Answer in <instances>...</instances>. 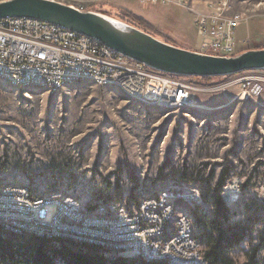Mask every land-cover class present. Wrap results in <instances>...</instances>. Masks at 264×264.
<instances>
[{
	"label": "rangeland",
	"instance_id": "obj_1",
	"mask_svg": "<svg viewBox=\"0 0 264 264\" xmlns=\"http://www.w3.org/2000/svg\"><path fill=\"white\" fill-rule=\"evenodd\" d=\"M230 1L233 11L243 15L239 25L264 13V0ZM137 5V0H102L88 8L108 9L114 16L118 9L137 14ZM166 9L181 14L176 7ZM197 41L198 51V35ZM262 44L238 40V51ZM246 75L261 81L258 96L241 99V86L230 85L221 91L196 93L195 106L170 108L140 104L110 85L87 82L40 91L0 79V183H22L35 194L58 189L84 205L104 201L100 197L106 194L128 204L133 189L138 199L156 189L180 186L199 192L204 210L209 211L206 189L214 188L224 166L232 164L234 169L221 189L225 197L224 187L239 180L235 201L229 205L223 197L234 213L232 221L245 220L249 209L259 221L230 256L242 264L248 252L261 245L257 255L264 264V70ZM226 77L233 79V75ZM192 80L212 83L221 79ZM125 159L136 180L127 170L118 179L119 165ZM167 159L179 172L166 169L161 177L159 169ZM183 172H187L186 180L179 178ZM176 207L177 212H187L186 205Z\"/></svg>",
	"mask_w": 264,
	"mask_h": 264
},
{
	"label": "built area",
	"instance_id": "obj_2",
	"mask_svg": "<svg viewBox=\"0 0 264 264\" xmlns=\"http://www.w3.org/2000/svg\"><path fill=\"white\" fill-rule=\"evenodd\" d=\"M59 1L86 10L102 0ZM142 1L193 11L201 37L198 51L222 56L239 53L237 29L243 15L233 11L230 0ZM247 72L234 74L232 80L216 76L212 78L221 80L195 82L196 77L155 70L96 38L56 24L29 17L0 19V79L23 89L57 91L91 82L114 86L143 105L188 107L195 106L196 93L221 91L230 85L241 86V99L258 96L262 83ZM176 199L203 203L199 192L180 186L142 194L138 205L115 200L84 205L58 189L35 194L22 183H0V226L20 235L92 242L113 253L146 260L207 264L203 246L195 239L193 218L186 211L177 212Z\"/></svg>",
	"mask_w": 264,
	"mask_h": 264
},
{
	"label": "trees",
	"instance_id": "obj_3",
	"mask_svg": "<svg viewBox=\"0 0 264 264\" xmlns=\"http://www.w3.org/2000/svg\"><path fill=\"white\" fill-rule=\"evenodd\" d=\"M105 13L111 14L108 9ZM114 16L148 32L159 39L173 43V39L156 28L143 17L126 10H116ZM264 46H258L260 48ZM168 169L174 171L169 159L160 167L159 176ZM232 164H226L221 172L217 185L214 188L207 187L205 201L211 204L209 211L204 210L202 204H194L184 199H176L175 205H186L187 212L191 215L195 227V239L201 243L204 251V259L207 264H237L230 256V252L238 248L247 240L256 224L257 217L251 210H247L246 219L233 222V214L229 206L223 200L221 189L230 178ZM124 170L129 171L130 178L136 180L134 171L129 167L127 160L123 166L119 165L117 177L120 178ZM187 179V172L179 177ZM177 182V181H176ZM245 188V186H244ZM118 193L117 198H120ZM142 195H140L141 197ZM135 189L130 195L128 205L138 204ZM104 201H117L112 195H101ZM134 201L131 203V201ZM261 245L255 246L248 252L247 259L242 264H260L258 251ZM0 264H171L166 259L146 260L138 256H126L109 251L108 249L87 241H79L69 238H51L37 235H20L5 230L0 226Z\"/></svg>",
	"mask_w": 264,
	"mask_h": 264
},
{
	"label": "water",
	"instance_id": "obj_4",
	"mask_svg": "<svg viewBox=\"0 0 264 264\" xmlns=\"http://www.w3.org/2000/svg\"><path fill=\"white\" fill-rule=\"evenodd\" d=\"M59 0H0V19L29 17L98 39L118 53L165 73L193 77L228 76L264 70V47L232 56L214 55L166 42L104 12Z\"/></svg>",
	"mask_w": 264,
	"mask_h": 264
},
{
	"label": "crops",
	"instance_id": "obj_5",
	"mask_svg": "<svg viewBox=\"0 0 264 264\" xmlns=\"http://www.w3.org/2000/svg\"><path fill=\"white\" fill-rule=\"evenodd\" d=\"M137 1L140 4L137 5V14L141 13L150 23L163 29L175 41L174 43L176 45L186 49L197 50L198 31L195 24V13L193 11L181 5H163L147 3L142 0ZM141 3L145 4L142 5ZM130 4L133 6L132 2ZM130 4L129 6H131ZM166 7H176L182 15H174ZM261 14L239 25L237 31L239 41L250 39L261 44L264 43V13ZM183 16H187L186 19ZM170 25H172V29L169 28Z\"/></svg>",
	"mask_w": 264,
	"mask_h": 264
},
{
	"label": "bare ground",
	"instance_id": "obj_6",
	"mask_svg": "<svg viewBox=\"0 0 264 264\" xmlns=\"http://www.w3.org/2000/svg\"><path fill=\"white\" fill-rule=\"evenodd\" d=\"M238 185H240L238 179H234L233 182L228 183L226 185L225 200L227 201V203L229 205L232 204L235 201V199L237 198L238 188H239Z\"/></svg>",
	"mask_w": 264,
	"mask_h": 264
}]
</instances>
